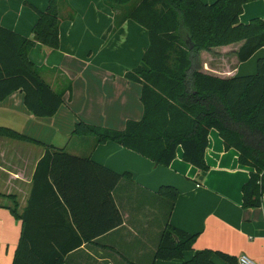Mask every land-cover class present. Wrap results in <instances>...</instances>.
I'll list each match as a JSON object with an SVG mask.
<instances>
[{"label":"crops","instance_id":"0c3cea01","mask_svg":"<svg viewBox=\"0 0 264 264\" xmlns=\"http://www.w3.org/2000/svg\"><path fill=\"white\" fill-rule=\"evenodd\" d=\"M47 5L48 0H0V25L33 38L39 11ZM134 7H114L106 0H60L58 47L37 43L28 56L52 89L63 94L64 103L53 116L39 117L27 108L22 90L0 101V126L40 142L0 136V264H13L22 220L12 208L17 204L18 213H22L27 206L45 145L92 157L127 175L113 190L123 223L69 252L65 264H182L201 249L222 251L235 256L237 262L245 254L264 264V194L260 206H243V185L254 168L240 163L238 150L226 148L218 130L213 128L209 133L207 171L186 161L181 146L172 163L164 166L113 141L71 137L79 119L123 129L128 120L143 116L142 84L125 76L143 64L150 43L147 29L126 18L125 11ZM253 18L264 19V0L244 4L241 22ZM243 42L201 50V71L222 78L254 74L264 46L241 61L238 50ZM59 135L71 138L61 146L57 144ZM164 185L178 190L174 204L159 195ZM71 200L79 205L85 225L91 224L90 216L99 214L96 209L103 210L97 205L95 213L87 212L81 193L76 191ZM168 225L197 235L193 248L185 251L182 259L155 258ZM212 259L216 264H230L216 252Z\"/></svg>","mask_w":264,"mask_h":264},{"label":"trees","instance_id":"16d2710c","mask_svg":"<svg viewBox=\"0 0 264 264\" xmlns=\"http://www.w3.org/2000/svg\"><path fill=\"white\" fill-rule=\"evenodd\" d=\"M106 1L116 7L131 0ZM250 1L254 0H141L127 9L126 18L144 26L150 40L143 64L125 74L142 84L143 116L128 120L123 129L79 119L71 137L113 141L164 166L172 163L181 146L186 161L207 171L205 151L214 128L226 148L238 150L240 163L254 168L243 185V206H260L264 194V56L257 60V71L249 75L222 78L199 66L201 50L244 41L238 57L246 61L264 46V19L240 20L244 4ZM59 2L48 0L47 8L39 11L33 38L0 25V101L22 90L27 108L39 117L53 116L64 103L63 94L52 89L28 56L37 43L58 47ZM0 136L39 142L5 126H0ZM124 176L92 157L45 145L27 206L22 213L17 204L12 208L22 220L13 264H65L69 252L120 226L124 219L113 190ZM74 191L81 193L87 212L95 213L97 205L103 209L95 210L99 214L89 217V225L79 216V205L72 203ZM158 193L172 204L178 196L170 185L161 186ZM196 236L168 225L155 258L182 259L193 248ZM215 252L230 264H238L235 256L211 249L197 250L182 264H216Z\"/></svg>","mask_w":264,"mask_h":264},{"label":"rangeland","instance_id":"374dc122","mask_svg":"<svg viewBox=\"0 0 264 264\" xmlns=\"http://www.w3.org/2000/svg\"><path fill=\"white\" fill-rule=\"evenodd\" d=\"M141 0H132L131 2H129L128 4H126V6L129 8V7H133V6H136L139 2H140ZM70 139L71 137L69 136V137H62L61 135H59L58 136V139H57V144H59V145H64L65 144V142H66V140L67 139Z\"/></svg>","mask_w":264,"mask_h":264},{"label":"built area","instance_id":"2783aa9c","mask_svg":"<svg viewBox=\"0 0 264 264\" xmlns=\"http://www.w3.org/2000/svg\"><path fill=\"white\" fill-rule=\"evenodd\" d=\"M238 264H257V263L249 256L242 254L238 257Z\"/></svg>","mask_w":264,"mask_h":264}]
</instances>
